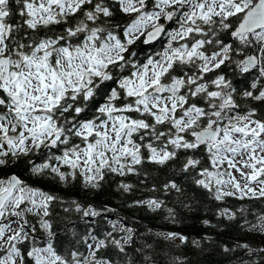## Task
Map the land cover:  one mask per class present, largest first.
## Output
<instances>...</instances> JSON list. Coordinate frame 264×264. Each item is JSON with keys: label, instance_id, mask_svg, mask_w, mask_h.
<instances>
[{"label": "snow or ice", "instance_id": "6c2138e0", "mask_svg": "<svg viewBox=\"0 0 264 264\" xmlns=\"http://www.w3.org/2000/svg\"><path fill=\"white\" fill-rule=\"evenodd\" d=\"M165 170L264 198V0H0V264H158L115 209L33 180L183 196Z\"/></svg>", "mask_w": 264, "mask_h": 264}, {"label": "trees", "instance_id": "16d2710c", "mask_svg": "<svg viewBox=\"0 0 264 264\" xmlns=\"http://www.w3.org/2000/svg\"><path fill=\"white\" fill-rule=\"evenodd\" d=\"M8 171L24 173L23 164ZM25 178L27 174L24 173ZM161 179L174 176L184 190L183 196L172 193L164 196L160 193L137 191L134 194L122 195L116 189V180H109L99 190L92 191L82 188L79 183L69 189H62L46 181L33 180L46 190L58 192L63 196H71L81 202L91 203L100 208L107 206L116 210L129 226L136 229L140 242L152 244L157 254L158 264H168L173 256L185 258V264H264V247L255 253L250 248L243 247L244 241L258 239L264 243V228L259 236L253 235L252 225L261 224L259 217L264 216V198H245L239 200L228 197L223 201H215L205 190L194 185L190 178L180 174H173L170 170L154 172ZM134 181V178H133ZM158 195L166 201L167 207L175 209V220H169L165 209L151 211L145 207H130L135 199H147ZM221 208H228L236 212L235 219L218 216ZM245 209L243 215L238 211ZM110 214V213H109ZM120 219V218H117ZM208 219L214 227L203 224ZM247 221V223H245ZM177 232L189 238V243L177 248L179 241H168L159 233ZM256 232V231H255ZM208 239H205V238ZM199 240L200 247L191 244L192 240ZM225 248L228 250L225 251Z\"/></svg>", "mask_w": 264, "mask_h": 264}, {"label": "rangeland", "instance_id": "374dc122", "mask_svg": "<svg viewBox=\"0 0 264 264\" xmlns=\"http://www.w3.org/2000/svg\"><path fill=\"white\" fill-rule=\"evenodd\" d=\"M260 225L261 224H258V225H255V227H252L251 228L253 230V232H251L253 235L259 236V232L262 229V227ZM244 244L247 245L248 248H257V250L262 249L264 247V243L261 242L258 239H249V240H246V241H244Z\"/></svg>", "mask_w": 264, "mask_h": 264}, {"label": "water", "instance_id": "95a60500", "mask_svg": "<svg viewBox=\"0 0 264 264\" xmlns=\"http://www.w3.org/2000/svg\"><path fill=\"white\" fill-rule=\"evenodd\" d=\"M108 216H109V218H111V219L121 218L120 215H116V214H113V213L108 214ZM257 251H258L257 248H250V250H249L250 253H255V252H257Z\"/></svg>", "mask_w": 264, "mask_h": 264}]
</instances>
